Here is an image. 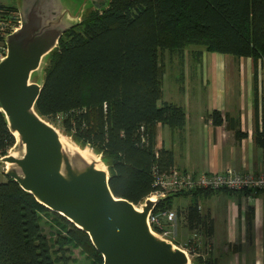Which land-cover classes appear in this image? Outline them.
Returning a JSON list of instances; mask_svg holds the SVG:
<instances>
[{"label": "trees", "instance_id": "obj_1", "mask_svg": "<svg viewBox=\"0 0 264 264\" xmlns=\"http://www.w3.org/2000/svg\"><path fill=\"white\" fill-rule=\"evenodd\" d=\"M18 11L15 2L0 0V46L5 43L7 23ZM191 45L202 47L192 50L199 61L203 48L252 59L254 141L264 149L260 74L264 72V0H110L106 8H88L47 56L37 112L81 146L99 153L108 165L113 193L136 205L156 189L157 173L175 168L173 149L158 147V125L183 130L187 113L182 104L164 99V55L177 56L183 67ZM209 117L214 124L224 122L219 110ZM236 132L238 137L246 135L240 129ZM15 142L0 110V157ZM3 173L0 264H80L73 248L92 264H104L85 230ZM205 190L169 192L153 212L173 209L177 195L194 196ZM199 204L194 197L176 211L208 242L214 224ZM43 214L51 215L55 223L51 235L45 231ZM206 262L215 264L210 257Z\"/></svg>", "mask_w": 264, "mask_h": 264}, {"label": "water", "instance_id": "obj_2", "mask_svg": "<svg viewBox=\"0 0 264 264\" xmlns=\"http://www.w3.org/2000/svg\"><path fill=\"white\" fill-rule=\"evenodd\" d=\"M14 2L21 25L6 35L7 53L0 59V110L16 138L9 152L0 157L6 174L39 202L85 230L104 264H196L183 248L150 225L151 212L165 196H147L139 205L116 196L102 156L64 134L35 108L48 54L88 8H106L110 0H86L73 9L61 0ZM61 135L74 149L88 148L99 156L105 168L82 162L77 150L73 160L64 151Z\"/></svg>", "mask_w": 264, "mask_h": 264}, {"label": "crops", "instance_id": "obj_3", "mask_svg": "<svg viewBox=\"0 0 264 264\" xmlns=\"http://www.w3.org/2000/svg\"><path fill=\"white\" fill-rule=\"evenodd\" d=\"M227 55L213 52L205 60L207 50L203 52L201 63L208 69L200 82L204 94L192 97L184 67L185 99L167 94L164 84V99L182 104L187 113L183 130L158 125V147L173 149L177 169L212 173L232 167L239 172H264V149L254 141L253 62ZM213 110L222 113V124L209 117ZM237 129L246 135L238 137ZM188 196L198 198L202 214L213 220L207 257L215 264H264V190L223 188ZM178 219L176 230L189 228L183 216Z\"/></svg>", "mask_w": 264, "mask_h": 264}, {"label": "built area", "instance_id": "obj_4", "mask_svg": "<svg viewBox=\"0 0 264 264\" xmlns=\"http://www.w3.org/2000/svg\"><path fill=\"white\" fill-rule=\"evenodd\" d=\"M21 25V16L19 11L16 12L15 19L7 23L5 36ZM7 53L5 44L0 46V59ZM156 189L149 195L153 198L166 196L169 192L176 191H194L198 189H230L245 190L259 189L264 190V172L254 174L252 172H239L232 167L226 168L221 172H201L183 171L174 168L169 173H157L155 177ZM177 211L169 209L163 212H151L149 222L151 227L159 232L162 236L171 239L178 246L183 248L192 261L198 258V264H207V252L211 248L210 242L202 240L201 230H193V235L185 244H179L174 240V233L177 227ZM158 227V228H157Z\"/></svg>", "mask_w": 264, "mask_h": 264}, {"label": "rangeland", "instance_id": "obj_5", "mask_svg": "<svg viewBox=\"0 0 264 264\" xmlns=\"http://www.w3.org/2000/svg\"><path fill=\"white\" fill-rule=\"evenodd\" d=\"M6 3L12 4L14 3V0H2ZM62 4L65 6H68L69 8H77L82 6L86 0H61ZM67 2V3H66ZM71 2V3H70ZM87 5L90 4L89 1H87ZM72 4V5H71ZM20 13V12H19ZM21 16V15H20ZM6 48L7 44L4 43ZM202 48L198 45H191L189 49L186 51V56H185V62H184V68H185V73L188 76V85L190 87L189 92L191 93L192 97H196L197 94L205 92V90L201 86V78L203 77V74H206L208 69L205 66L202 65L201 61L196 60L192 54V50L194 49H199ZM206 51L203 48V52ZM213 52L207 51V56L205 57V60H209L211 58V54ZM210 54V55H209ZM227 56H230L229 58H233L234 56L231 54H228ZM237 58V57H235ZM164 61L166 65V73H165V88L167 94L170 92L173 95H178L180 99H185V94L181 90L182 85L184 84L183 82V67L181 66L180 60L177 56H171L168 52L165 53L164 55ZM205 62V61H204ZM261 79L264 80V72L261 70ZM39 76V75H38ZM38 76L35 75V80H38ZM196 79V81H195ZM195 81V82H194ZM187 85V83H186ZM194 85V87H193ZM194 88V89H193ZM262 88H263V81H262ZM263 92V89H262ZM190 95V94H189ZM72 144V143H71ZM74 146V144H72ZM3 170H5V165L0 164V179L4 177ZM192 199L191 196L188 195H177L174 197V208L176 210V207L179 205H183L186 203H189L190 200ZM44 215V220H46L47 223L44 224L45 231L48 235H51L52 230H54V227H56L54 222L51 220L52 217L51 215L43 214ZM178 218L179 215L177 214ZM49 218V219H48ZM179 220V219H178ZM180 222V220H179ZM50 224H52L51 227ZM183 230V232H180L179 229L175 231L174 235V240L179 243V244H185L186 241L190 239V237L193 235L192 231L190 228H185L184 226H180ZM190 229V230H189ZM202 240L205 242L206 238L205 236H202ZM73 248V247H72ZM74 256L77 257L78 261L80 264H92L89 260L87 261L85 255L80 253L79 249H74ZM196 258V264H198L199 260Z\"/></svg>", "mask_w": 264, "mask_h": 264}, {"label": "bare ground", "instance_id": "obj_6", "mask_svg": "<svg viewBox=\"0 0 264 264\" xmlns=\"http://www.w3.org/2000/svg\"><path fill=\"white\" fill-rule=\"evenodd\" d=\"M17 137H19L18 133L16 132ZM61 141L63 143V148L64 151L69 154L71 156V158L73 160H75V156H73V151L77 150L80 153V159H82V162L84 163H91V162H96V167L98 168H105V165L103 164V162L101 161L100 157L93 154L92 152H90L88 150V148H78V149H74L68 142L67 138L65 136L61 135ZM76 163V162H75ZM79 163H81V160L79 161ZM77 164V163H76ZM79 165V164H77ZM138 207V206H137ZM174 247L176 248L177 245H174Z\"/></svg>", "mask_w": 264, "mask_h": 264}]
</instances>
